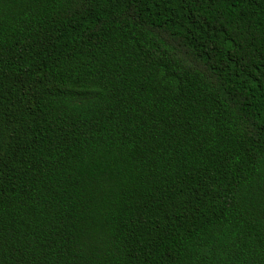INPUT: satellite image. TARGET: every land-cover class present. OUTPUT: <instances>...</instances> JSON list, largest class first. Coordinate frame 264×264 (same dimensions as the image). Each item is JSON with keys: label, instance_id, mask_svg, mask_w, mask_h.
<instances>
[{"label": "trees", "instance_id": "1", "mask_svg": "<svg viewBox=\"0 0 264 264\" xmlns=\"http://www.w3.org/2000/svg\"><path fill=\"white\" fill-rule=\"evenodd\" d=\"M0 264H264V0H0Z\"/></svg>", "mask_w": 264, "mask_h": 264}]
</instances>
